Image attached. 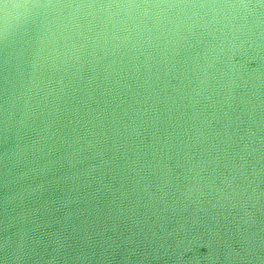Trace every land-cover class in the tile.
<instances>
[{
	"label": "water",
	"instance_id": "water-1",
	"mask_svg": "<svg viewBox=\"0 0 264 264\" xmlns=\"http://www.w3.org/2000/svg\"><path fill=\"white\" fill-rule=\"evenodd\" d=\"M0 264H264V0H0Z\"/></svg>",
	"mask_w": 264,
	"mask_h": 264
},
{
	"label": "clouds",
	"instance_id": "clouds-1",
	"mask_svg": "<svg viewBox=\"0 0 264 264\" xmlns=\"http://www.w3.org/2000/svg\"><path fill=\"white\" fill-rule=\"evenodd\" d=\"M26 8V7H25Z\"/></svg>",
	"mask_w": 264,
	"mask_h": 264
}]
</instances>
